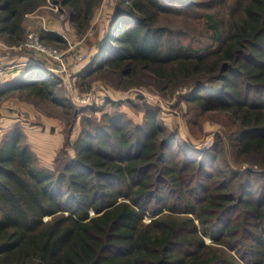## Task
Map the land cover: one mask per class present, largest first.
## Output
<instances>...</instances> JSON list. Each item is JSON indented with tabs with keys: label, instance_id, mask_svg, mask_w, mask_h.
<instances>
[{
	"label": "trees",
	"instance_id": "16d2710c",
	"mask_svg": "<svg viewBox=\"0 0 264 264\" xmlns=\"http://www.w3.org/2000/svg\"><path fill=\"white\" fill-rule=\"evenodd\" d=\"M45 1L0 0V34L20 42L25 15ZM54 1L77 26L96 2ZM186 4L120 0L87 68L147 74L159 85L214 77L218 85L199 82L191 97L232 116L233 150L222 138L209 150L177 144L146 104L142 122L124 111L98 122L84 114L74 154L50 167L14 125L0 142V264H264V0H239L234 19L214 21V44L200 49L158 23ZM42 38L66 41L50 30ZM55 77L32 63L9 88L68 108ZM229 153L248 166L235 167Z\"/></svg>",
	"mask_w": 264,
	"mask_h": 264
},
{
	"label": "rangeland",
	"instance_id": "374dc122",
	"mask_svg": "<svg viewBox=\"0 0 264 264\" xmlns=\"http://www.w3.org/2000/svg\"><path fill=\"white\" fill-rule=\"evenodd\" d=\"M119 1L96 0L90 13L80 16L79 26L72 21L70 8L62 1L46 0L45 4L25 15L26 30L15 48L38 59L56 73V96L66 98L69 107L29 89L4 95L0 97V136L19 124L39 161L55 167L65 158V153L74 154V141L83 128L84 114L90 116L91 122H98L103 120L105 112L124 111L135 122H142L146 104H149L158 111L164 134H178L181 141L177 144L184 142L197 149L209 150L218 138H222L226 149L232 151L238 134L232 116L224 109L204 110L191 97L192 92L198 93L199 82L218 85L219 81L214 77L196 78L177 85H159L147 74L126 76L110 69L88 71L87 65L98 50V41L104 40ZM238 1L187 0L188 4L182 8L159 13L158 23L183 36L195 48H208L214 44L213 22L221 20L223 26H227L234 19L233 10ZM44 30L54 31L66 41L43 39ZM31 32L39 35L43 46L62 56L58 58L53 52L27 45ZM201 94L207 95V90ZM74 110L81 113L75 116ZM86 125L90 126L89 123ZM231 156L229 153V160L235 167L248 166L245 159L239 157L235 161ZM151 217L146 213L145 221ZM205 239L211 242L210 236L206 235Z\"/></svg>",
	"mask_w": 264,
	"mask_h": 264
},
{
	"label": "crops",
	"instance_id": "0c3cea01",
	"mask_svg": "<svg viewBox=\"0 0 264 264\" xmlns=\"http://www.w3.org/2000/svg\"><path fill=\"white\" fill-rule=\"evenodd\" d=\"M0 36V65L9 66L10 70L5 80L1 83V85L4 84V87H6L0 90V97H2L18 90L11 87L9 88V85L14 80L20 78L29 64L38 62V59L35 60L30 55L19 52L15 48L16 42L7 41L4 36L1 34ZM7 130L4 132V134L7 132ZM2 137L3 136H0V142Z\"/></svg>",
	"mask_w": 264,
	"mask_h": 264
},
{
	"label": "built area",
	"instance_id": "2783aa9c",
	"mask_svg": "<svg viewBox=\"0 0 264 264\" xmlns=\"http://www.w3.org/2000/svg\"><path fill=\"white\" fill-rule=\"evenodd\" d=\"M39 40H40L39 35L37 33L31 32L28 36V40H27L26 44L31 46V47H35L37 49L43 50V51L53 52L54 55L58 58L60 56H62V54L58 53L56 50L47 49L45 46H43V44H41V42ZM9 71H10L9 66L0 65V84L5 80ZM89 98L90 97H88V99Z\"/></svg>",
	"mask_w": 264,
	"mask_h": 264
}]
</instances>
